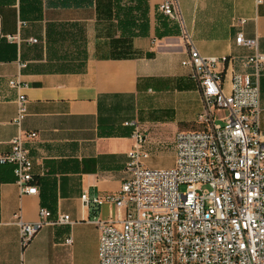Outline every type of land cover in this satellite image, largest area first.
I'll use <instances>...</instances> for the list:
<instances>
[{
    "label": "crops",
    "instance_id": "1",
    "mask_svg": "<svg viewBox=\"0 0 264 264\" xmlns=\"http://www.w3.org/2000/svg\"><path fill=\"white\" fill-rule=\"evenodd\" d=\"M160 1L0 0V153L18 131L11 120L19 91L25 96L19 130L35 132L23 147L36 187L35 194H19L11 165H0V264H97L91 220L117 224L123 210L110 203L92 209L80 194L119 189L135 126L145 134L147 153L158 139L171 140L173 159L174 134L201 128L199 91L180 64L187 45L179 24L158 11ZM176 1L197 51L231 58L216 65L227 91L231 73L242 71L240 61L250 53L235 44L236 32L255 36L264 53V0ZM236 18L245 22L234 24ZM15 78L24 84L20 90L7 84ZM258 100L263 138L264 69ZM40 208L48 219L67 214L69 221L41 226L21 246L15 221H37Z\"/></svg>",
    "mask_w": 264,
    "mask_h": 264
},
{
    "label": "built area",
    "instance_id": "2",
    "mask_svg": "<svg viewBox=\"0 0 264 264\" xmlns=\"http://www.w3.org/2000/svg\"><path fill=\"white\" fill-rule=\"evenodd\" d=\"M157 9L179 24L187 45V56L180 64L189 69L199 91L201 110L196 122L201 128L177 131L173 166L150 169L141 163L148 155L145 134L135 126L124 165L128 177L119 189L102 195L80 194L82 204L92 209L110 203L123 210L117 224L91 220L98 230L97 264H264V137L258 129L264 53L258 51L255 36L244 38L236 32L235 44L250 53L240 61L242 71L231 73L224 91L216 65L231 58L197 51L176 0H161ZM244 22V18L233 19L237 25ZM7 84L17 90L24 86L17 78ZM14 104L11 122L18 131L9 140V150L0 153V165H11L19 194H35L32 162L23 147V141L34 138L35 132L22 135L19 130L25 115L23 93L17 92ZM38 215L35 222L16 219L21 246L41 226L69 221L67 214L48 219L49 211L43 208Z\"/></svg>",
    "mask_w": 264,
    "mask_h": 264
},
{
    "label": "rangeland",
    "instance_id": "3",
    "mask_svg": "<svg viewBox=\"0 0 264 264\" xmlns=\"http://www.w3.org/2000/svg\"><path fill=\"white\" fill-rule=\"evenodd\" d=\"M173 154L171 140L160 138L153 142L142 166L150 169H168L172 167ZM182 188V187H180Z\"/></svg>",
    "mask_w": 264,
    "mask_h": 264
}]
</instances>
